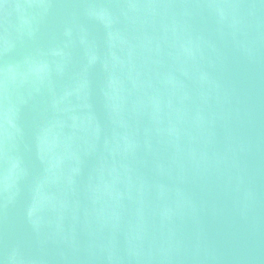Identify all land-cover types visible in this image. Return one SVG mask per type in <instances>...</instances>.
I'll use <instances>...</instances> for the list:
<instances>
[{"label":"water","instance_id":"1","mask_svg":"<svg viewBox=\"0 0 264 264\" xmlns=\"http://www.w3.org/2000/svg\"><path fill=\"white\" fill-rule=\"evenodd\" d=\"M0 264H264V0H0Z\"/></svg>","mask_w":264,"mask_h":264}]
</instances>
